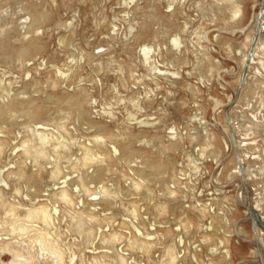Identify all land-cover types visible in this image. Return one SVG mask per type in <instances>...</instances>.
<instances>
[{
    "label": "rangeland",
    "instance_id": "obj_1",
    "mask_svg": "<svg viewBox=\"0 0 264 264\" xmlns=\"http://www.w3.org/2000/svg\"><path fill=\"white\" fill-rule=\"evenodd\" d=\"M25 1L27 4H24ZM36 1L0 0L1 18L17 20L20 29L22 26L19 23L30 15L28 11L21 10L24 5L30 6L33 11L39 9L47 12L46 18L40 20L39 32H33L30 36L42 47L39 46L23 61L16 60L14 63H8L0 55V103L11 101L8 100L11 95L17 94L19 97H35L38 101H45L55 94L65 96L66 100L84 94L83 101H87L84 104L87 108L86 118L78 115L77 109L73 108L75 105L72 106L73 114L67 112L71 110V101H63L62 104L50 101V109L41 117H29L21 111L0 117V130L3 131L0 136L7 142L0 156V172L5 174L10 167H15L14 161L24 152L23 141L32 136L35 130L50 136L48 148L51 158L40 159L45 169L37 179L40 190L38 198H51L50 205L54 206L56 196L44 195L47 192L45 189H53L55 193L58 185L63 184L60 182L65 174L72 176L75 183L79 176L85 178L103 162L110 163L113 168L103 178L85 182L89 190L81 186L77 189L73 184V191L69 190L72 203H56L58 208H62L63 215L62 246L72 247L86 261L92 259L90 248L82 242L84 238L67 230L75 224L70 214L78 213V207L85 205L96 208V215L100 218L99 221L90 220L89 226L101 227L108 238L116 232L121 233L120 236L123 234L115 240V245L119 250L123 246L129 261L135 258L140 264H261L253 253L254 224L240 196L245 191L240 190V177L232 168L236 166L234 156L240 155L241 151L237 147L234 149L226 130L225 115L236 93L235 103H239V106H244L248 99L252 106L263 95L254 85L264 80V74L262 78L255 76L248 84L253 87V92L247 88L236 89L238 84L242 85L238 81L242 60L234 50L245 42L248 32L255 28L262 0H42L38 8L35 6L39 1ZM232 2L242 5L243 18L234 17L232 8L218 9L219 5ZM152 7H157L164 15L162 23L161 20L149 18ZM16 11L19 14L14 13ZM172 12L175 13L174 17L169 16ZM146 22L151 24L150 36L138 35ZM8 26L12 27L11 24ZM163 27L165 35H159L158 31ZM4 30L5 27L0 26L2 46L19 47L22 44L13 35L20 39L24 38L23 35L10 31L8 34L13 33L7 36L8 40L3 37ZM176 33L181 36L183 46L180 44L177 47L172 43V36ZM27 43L25 40L28 46ZM142 46L152 47L151 52L148 53L146 47L145 50L141 49ZM147 55H150L151 62L146 61ZM179 55L182 58L177 62L175 59ZM206 55L217 63L212 71L203 64ZM260 89L264 90V87ZM235 113L242 115L243 109L230 107L228 116L234 117ZM249 114L256 115L255 120L264 122L258 112L250 110ZM232 128L236 127L233 125ZM174 130L178 132L182 144L166 153L164 161L169 163V155L173 165L168 164L164 177H137V170L130 166L142 168L143 162L138 154L127 159L121 157L122 164L117 159H106L111 153L110 146L119 142L111 137L113 132L129 134L136 148L143 150L152 149L151 136L171 139ZM206 130L216 135L213 145L208 143ZM98 136H104V139ZM257 138L261 140L262 137ZM58 141L66 142L69 149L61 148V153L65 154L58 160L62 173L53 177L54 158L57 156L53 150ZM87 147L94 152L92 159L81 158ZM13 148L18 149V153L11 154ZM250 159L257 164L264 161L259 155H250ZM11 177L14 180L17 178L16 175ZM1 179L0 176V189L4 188L7 193H0V234H4L16 224V218H8L6 214L9 203L19 205L17 214L22 219L24 212L32 207V200L28 199L31 190L26 183L20 184V191H17L11 179L9 185ZM133 179L137 184L133 183ZM245 180L251 187L250 191L246 190L245 199H250L252 206L261 211L264 218L262 210L255 205V186L251 179ZM114 183L116 191L105 195L103 190H114ZM244 185L245 188L249 186ZM80 198L84 199L83 206L78 203ZM19 200V203L16 202ZM165 202L166 207L161 206ZM41 203L38 202L37 207ZM233 204L236 209H231ZM227 214L231 218L230 223L224 221ZM212 220L220 222L215 231H207L201 226L209 225ZM166 221L168 223H164ZM162 224L170 225L162 227ZM137 227L151 235L164 233L166 236L155 239L144 237ZM237 229L244 230L243 236L238 235ZM260 230L264 233L263 228L260 227ZM180 234L184 235L183 246L178 243ZM76 236L77 241L81 242L74 246L72 241ZM138 239H144L150 245L140 248L135 243ZM220 239L224 240V244L213 253L210 246L221 244ZM226 248L230 249L229 257L223 254ZM11 249L12 253L0 254V264L2 261L14 264L15 259L19 261L21 257L29 260L23 264H54V261L43 262L35 257L36 252H32L31 247L15 244ZM182 249L178 259L172 261L177 250ZM193 254L197 255L196 259Z\"/></svg>",
    "mask_w": 264,
    "mask_h": 264
},
{
    "label": "bare ground",
    "instance_id": "obj_2",
    "mask_svg": "<svg viewBox=\"0 0 264 264\" xmlns=\"http://www.w3.org/2000/svg\"><path fill=\"white\" fill-rule=\"evenodd\" d=\"M6 1L8 2L9 0H6ZM20 1H22V0H20ZM34 1L37 2L36 0H34ZM38 1H39L38 2V4H39L42 0H38ZM130 1H133V0H130ZM25 3H26V1L24 2V4ZM32 4L34 5V2ZM38 4L36 6L35 5L34 6L36 8L41 6L40 4L39 5ZM262 4H263V1H261L259 4V11H258L259 16H260V10H261ZM33 5H31V6L33 7ZM43 6L45 7V5H42V7ZM170 6H172V2L170 3ZM1 8H0V10H1ZM228 8L233 9L234 17L241 18L244 14V9L239 2H232L228 5H223V6L219 5L218 6L219 10L228 9ZM21 10H26L30 14L29 16H25L24 20H22L19 23V25L22 26V29L17 27V24H18L17 20H15L13 18L8 19V18H3V17H2L3 18L2 19L0 16V26L5 27V30H7L6 29L7 27L9 28L6 32L4 30V33H3L4 36L3 37L8 38L7 36H10L13 33L12 32L11 34H8V33H10V31H15L16 34L19 33V34H21V36L22 35L24 36L23 39H20L18 36L13 35V37H16L15 38L16 40L21 41L22 44L19 47H13L10 45H7V47H4V46H2L3 40L2 39L0 40V55L5 57L7 59L6 61L8 63H14L16 60L23 61L31 52H33L39 46H41V45H38L36 40L30 36H31V33H33V32H35V33L39 32V29L41 27L39 24H41V22H42L40 20L43 17L46 18L47 12L46 11H40L39 9H35V11H33V9H31L30 6L26 7L25 5L22 7ZM151 10H152L151 11L152 14L149 16V18L151 19V17H152L154 19L161 20L160 22L162 23V19L164 18L163 17L164 15H162V13L159 11V9L157 7H152ZM145 11L143 13H145ZM262 11L264 12V8H262ZM14 13H18V12L16 11ZM146 15H147V13H146ZM174 15H175V13L172 12L171 15H169V16L174 17ZM44 20L46 21V19H44ZM39 21H40V23H39ZM10 24L12 25V27L8 26ZM170 26H172V25H170ZM141 27H142V29L140 30L141 33H138V35L139 34H143V35H149L150 34L151 24H149V23L147 24V22H146V24H143ZM167 27H168V25H167ZM255 28L257 31L258 25ZM163 29H165V28L163 27L161 30L159 29L160 30V31H158L159 35L164 33ZM166 32H169V31L166 30ZM163 35H165V34H163ZM255 35H256V33H254L253 30L249 31V33L246 36V40L243 43V47L245 48V54H243L244 56L241 57L242 58L241 59L242 60V64H241L242 68H241V71L239 74V79H238L239 83L242 82V85L238 84V86L236 87L237 90H242L243 88H247L249 90V92L252 91L253 87L251 85H248V84L251 82V80L254 79L255 76L262 78L261 76L264 74V38H262V36H260V35L258 36L255 47L252 50V55L250 58L249 66H248L247 70L245 71L246 62H247L249 52H250L253 40L255 38ZM172 37H173L172 43L174 44V46L179 47L180 44L182 43L181 36L178 33H176ZM11 38H12V36H11ZM8 40H9V38H8ZM25 40H26V42H28L27 43L28 46L25 44ZM148 45H150V44H148ZM174 46H172V47H174ZM1 47H4L3 50L1 49ZM43 47H44V45H43ZM145 47L148 48L147 46H142L141 49L145 50L144 49ZM174 49H175V47H174ZM151 50H152V47L148 48V53H150ZM200 53H202V52H200ZM180 56H182V55H179L178 58L176 57L177 59H175V60L177 62H180V60L182 58ZM145 59H146V61L151 62L150 55H147L145 57ZM203 60L205 62V63L203 62V64H205V66H207L209 68V70L212 71L216 68L217 63H213L210 60V58L207 57V55L205 56V58H203ZM154 65H156V64L154 63L153 66ZM150 68H152V67H150ZM153 68L155 69L157 67L154 66ZM254 71H258V72H254ZM173 73L176 74L177 72H173ZM27 75H28V73H27ZM28 76H30V75H28ZM254 86H256V88L259 90V93L263 94L261 100H259L260 99V97H259L258 100H255L252 103V106L250 105V99L246 100V104L244 106H241V105L239 106V103H235L234 105H232L237 100V94H236V98L230 104V106L232 105L231 107H234V108L240 107L241 109H243V114L239 115V114L235 113L234 117H229L228 116L229 114L226 113L225 122H226V126H227L226 130L231 137V141L233 143L234 149H235V147H237L241 151L240 155L237 156V154H236L234 156L233 161L234 162L236 161V163H235L236 166H234L232 168H234V172H236L239 175V177L242 178L244 183L249 185V182H246L245 178L247 179V181L249 179L252 180V185L255 186V188H254L255 189V197H254L255 205H256V207H259L264 214V194H263V191H264V161L260 160L261 161L260 164H257V163H255V160L253 161L250 159V155H255V156L259 155L264 160V133H263L264 122H259V121L255 120L256 115L254 116V114L253 115L249 114L250 110H252V112H258L262 117L261 120L263 119V121H264V90L260 89L261 87H264V80L262 82L259 81V82L255 83ZM79 93H81V92L79 91ZM8 94H10V92ZM83 95L84 94H80V95L77 94L76 96L69 97V99L66 100L64 98L65 96L63 97V95H58V94L56 95L55 94V96H53L51 98H48V99L46 98L45 101H38V99L35 97H27L26 98V97H19L18 94L17 95H11L10 99H8L11 101L5 102V103H0V117L5 118L14 111L24 112L25 114L29 115V117H33V118L41 117V116L45 115L48 112V110L50 109V106H49L50 101H54L58 104H62L63 101L64 102L67 101L68 103L71 101L72 103L69 104L71 110H67V112H69L70 114H73V110H74L73 108H76L78 115L80 117L86 118L85 112L87 111L86 110L87 108H85L84 104L87 101L85 100L86 102L84 103L83 98H85V95L84 96ZM75 99H77L76 102L74 101ZM73 105H75V106L72 108ZM60 110H62V109H60ZM230 115H232V114H230ZM233 125L237 129L232 128ZM75 131H74V133H75ZM0 132H3V131L0 130ZM206 132L208 135L209 145H213V142H214V139L216 138V135L214 133L208 132L207 130H206ZM56 133H58V132H56ZM112 134L113 135H111V137L117 138L119 140V142L118 143L114 142L110 146L111 153H110V155H108L106 157V159H108V160L109 159L110 160L111 159H117V161L122 164V162L120 160L121 157H123L124 159H127L133 155H137V154L140 155L142 162H143L142 168H139V169L133 168L132 165L130 167L133 170H137V175H138L137 177H141L142 179H144L145 177L147 178V177H151V176L152 177L155 176L158 178L164 177L163 175H165L167 173L166 171L168 169V164L170 163L173 165V160L169 155L167 157V160L169 163L167 164V162L164 161V157L166 156V153H168V151L176 148L178 145L181 146L180 144H182L181 138L178 137V132L176 130L173 131V134L171 135V139H167V140L163 139L162 136H159V135L151 136V138H152V147L151 148L152 149L148 148V149H143V150L136 148L135 141L132 139L133 137L132 138L130 137L129 134L124 133L123 135H118L115 132H113ZM209 134H211V137H209ZM75 136H76V133H75ZM62 137H64V136H61V138ZM98 137L101 139H104V136H98ZM257 137H262V138L260 140ZM134 139H135V137H134ZM78 140H80L79 137H78ZM49 141H50V136L47 133H45L43 131L35 130V132L32 136L25 138V140L23 141L22 146H23L24 152H23V154L18 155L17 159L14 161L13 164L15 167H10L5 174H2L0 172V176L2 178L1 181L4 184L9 185V180L11 179L12 182L14 183L15 190H17V191H20V184L26 183V186H29V188L31 190V192L28 193L30 195V197L28 199L32 200V205H31L32 207H29L27 209V211L24 212V214H23L24 217L22 219L20 218V215L17 214V208L19 205L16 204L15 202L9 203L10 208L7 209L6 214L9 215L8 218H10L12 216L15 217L16 218V224L13 225L10 229L6 230V232H8V233H4V234L1 233L0 234V254L4 255V254H7L8 252L12 253L11 247L14 246L15 244H17V246L31 247L32 252H36V255H34L35 257H38L43 262L54 261V264H93V262H95V264H140L135 258H132L129 261L126 258V252H125L126 250L124 251L123 246L119 250L118 247L115 245L116 244L115 240L120 239V237L123 236V234L120 236L121 233L118 234L116 232V233H113L111 238H108V237H106L107 234L106 235L104 234V230L101 227H99L97 229V228H94V227L88 225V222L90 220L99 221L100 218L98 217L99 215L98 216L96 215V208L91 209V208H88L84 205V199L83 198H80L78 200V203L82 206L84 205L85 207L84 206H83V208H81L80 206L78 207L80 209V211H78L79 214L78 213H71L70 214L72 221H74L75 224L72 226H69L67 228V230H68V232H71L73 235L78 234L79 236L84 238L82 240V242H83V244H86L85 247L90 248L89 252L92 253V259H89L88 261H86V258L81 256L78 252L74 251L72 249V247H69V246L65 247L64 245L62 246V244H61V241H62L61 226H62V219H63L62 216L63 215H62V208H58L59 206L56 205V203H59L60 201H64L65 203H72L73 198H72L69 190L73 191V184H76L77 189L79 188V186H81V187H84L87 190H89V188L86 186L85 182H93L95 180H99V179L103 178V176L107 172L111 171L113 168L111 167L110 163L105 164L103 162V163L99 164L97 166V168L93 169L88 175H86L85 178H83L82 176H79L78 180L75 183L72 182V178H71L72 176L69 177L67 174H65L64 180L62 182H60V183H63L64 185L63 184L61 186L58 185L59 187L56 188L55 193H53V191H54L53 189H49V188L45 189V190H47V192L44 195H47V196L55 195L56 196V199H55L56 201H55L54 206L50 205L51 204L50 201L52 200L51 198H47V197L42 198V199L38 198V196H40V194H39L40 190L38 189L39 183L37 181V179L39 178L38 176L42 173V170L45 169V165H42V163H41L42 160L40 161V159L42 157H44L43 159L50 157V153H49L50 149L48 148ZM261 143H262V145L260 146ZM5 144H7L6 140L3 139L2 136H0V156H2V154L4 153ZM61 148L69 149L68 144L66 142H63V141L62 142L58 141L57 144L55 145L53 151L57 154V156L54 158V168L52 169L53 177H56L60 173H62V168H61L58 160L60 159V157L62 155H65V154L61 153V150H62ZM151 150H152V153H150ZM15 153H18V149L13 148L11 154H15ZM93 157H94V152H93L92 148L87 147L84 150L81 158L82 159H88V158L92 159ZM72 158H73V156H72ZM256 159H258V158H256ZM169 167H171V166H169ZM12 175L17 176L16 180H14L11 177ZM73 175H75V174H73ZM152 179H154V178H152ZM242 180L240 179L241 182H242ZM133 183L137 184V181L133 179ZM241 184H243V182ZM115 185H116V183H114V187H113L114 190L105 188L103 190L104 194L109 195V194H112V192H115L116 191L115 189L117 188V186H115ZM140 185H141V183H140ZM250 188L251 187L249 185L246 188V190L250 191ZM243 189H241V191H243ZM0 193L4 194V195L7 194L5 189L2 187L0 189ZM172 193H174V191ZM241 196L244 199L246 198V194L244 192H242ZM41 200H42V203L40 202ZM16 202L19 203L20 200L16 201ZM38 202L41 203V205L37 207ZM250 202H251V200H250ZM244 203L246 204V206L248 207V209L251 212L252 222L254 224L255 238L257 239V247H255L253 253H255L256 255H258V254L260 255V252H261L262 259L264 262V253H263L264 233H261L260 226L257 224V221L253 217L252 209L254 207H252V204L249 206V204H248L249 201L244 202ZM161 206L166 207V202L162 203ZM231 209H236L235 204H233ZM188 210H190V209H188ZM199 211H200V209H199ZM195 214H197V213H195ZM214 220H212V223H210L209 225L205 226V224H202L201 226L203 228H205V230H207V231H215L218 227L217 223H220V222H217V221L215 222ZM224 221L227 223L231 222V218L228 216V214L224 216ZM153 223H154V225H156V222H153ZM164 223H168V221H166ZM169 225L170 224H165V225L162 224L161 226L162 227H168ZM1 226H3V225H1ZM136 229L140 232V234L142 236L144 235V237L146 236V237H149L152 239L166 236L164 233H162L161 235H151L152 233L149 234V233L143 231L142 229H140L138 227ZM223 232L225 233V231H223ZM237 233H238V235L240 233L243 234L244 230L239 229L237 231ZM97 238H99L101 243L104 244L103 246H101L99 244L100 242H99V240L97 241ZM23 239H25V240L22 241ZM27 239L30 242L27 241ZM143 240H141V239L135 240L136 241L135 243L137 245H139L140 248L148 247L150 245V243L148 241H143ZM78 241H77V236H76L74 241H72L74 243L73 245L74 246L77 245L76 243ZM79 242H81V241H79ZM184 242H185L184 235L180 234L179 239H178V243L183 246ZM220 243L221 244H215L214 246H210V251H212L214 253L218 247H220V249H221V246L224 244V240L220 239ZM18 244H20V245H18ZM89 244H91V246ZM103 247H107V248L101 249ZM195 248H198V247H195ZM194 250H197V249H194ZM181 252H183V249L177 250L176 255L172 258V261H176L178 259V257L181 255ZM229 252H230L229 248L224 249L223 250L224 256H228ZM193 255H194V258L196 259L197 255L196 254H193ZM15 261L16 262H14V264H23L24 262L26 263L29 260H28V258L21 257L19 259V261H17L16 259H15ZM260 261H261V258H260ZM1 264H6V263H4V261H2ZM261 264H262V261H261Z\"/></svg>",
    "mask_w": 264,
    "mask_h": 264
},
{
    "label": "water",
    "instance_id": "obj_3",
    "mask_svg": "<svg viewBox=\"0 0 264 264\" xmlns=\"http://www.w3.org/2000/svg\"><path fill=\"white\" fill-rule=\"evenodd\" d=\"M263 1V4H262V7H261V10H260V16H259V22H258V28H257V33L255 35V38L253 40V43H252V46H251V49H250V52H249V56H248V59H247V62H246V67H245V71L247 70L248 66H249V62H250V58H251V55H252V50L253 48L255 47V44H256V41H257V38L259 36V33H260V30H261V26H262V22H263V19H264V12L262 11V8H264V0ZM229 112V108L227 109V114ZM249 206L251 205V202L249 200ZM252 212H253V217L255 218V220L257 221V224L263 228L264 230V218L262 217V215L260 214V212L256 209V208H253L252 209ZM260 258H261V261H262V264H264L263 262V259H262V254L260 252Z\"/></svg>",
    "mask_w": 264,
    "mask_h": 264
},
{
    "label": "flooded vegetation",
    "instance_id": "obj_4",
    "mask_svg": "<svg viewBox=\"0 0 264 264\" xmlns=\"http://www.w3.org/2000/svg\"><path fill=\"white\" fill-rule=\"evenodd\" d=\"M244 17V14H243V16L241 17V18H243ZM258 21H259V12H258V16H257V19H256V23H255V27L258 25ZM263 30H264V19H263V22H262V26H261V30H260V33H259V35L260 36H262V38H264V32H263ZM253 31H254V33H257V31H256V28H254L253 29ZM249 33V32H248ZM234 50L236 51V53H237V55H239L240 56V58L241 57H243L244 55L243 54H245V48L243 47V44L242 45H240V46H236L235 48H234ZM242 59V58H241ZM237 94V93H236ZM235 103V102H234ZM233 103V104H234ZM232 104V105H233ZM231 105V106H232ZM230 106V107H231ZM229 107V108H230ZM242 180V178H239V180ZM243 182V184H241ZM242 182L241 181H239V187H240V190L241 189H243V191H245V193H246V188H245V185H244V181L242 180ZM240 196H241V194H240ZM241 200L243 201V202H247V200L246 199H244V198H242V196H241ZM252 207H254V206H252ZM246 213H247V215L249 216V218L251 219V221H252V217H251V212H250V210L248 209V207L246 206ZM237 231H238V229H237ZM239 233V232H238ZM239 236H243V234H239ZM253 243H254V247H257V239L255 238V236H254V239H253ZM256 256H258V258H259V260H260V255L258 254V255H256ZM261 262V261H260Z\"/></svg>",
    "mask_w": 264,
    "mask_h": 264
}]
</instances>
